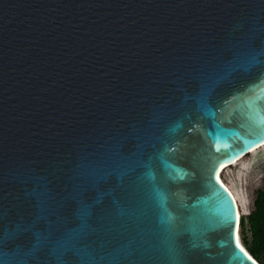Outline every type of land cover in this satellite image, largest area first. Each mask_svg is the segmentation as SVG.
Returning a JSON list of instances; mask_svg holds the SVG:
<instances>
[{
    "label": "water",
    "instance_id": "water-1",
    "mask_svg": "<svg viewBox=\"0 0 264 264\" xmlns=\"http://www.w3.org/2000/svg\"><path fill=\"white\" fill-rule=\"evenodd\" d=\"M262 80L264 0H0V264H260Z\"/></svg>",
    "mask_w": 264,
    "mask_h": 264
},
{
    "label": "rangeland",
    "instance_id": "rangeland-1",
    "mask_svg": "<svg viewBox=\"0 0 264 264\" xmlns=\"http://www.w3.org/2000/svg\"><path fill=\"white\" fill-rule=\"evenodd\" d=\"M222 177L238 199L241 214H248L257 189L264 186V146L225 168Z\"/></svg>",
    "mask_w": 264,
    "mask_h": 264
},
{
    "label": "trees",
    "instance_id": "trees-1",
    "mask_svg": "<svg viewBox=\"0 0 264 264\" xmlns=\"http://www.w3.org/2000/svg\"><path fill=\"white\" fill-rule=\"evenodd\" d=\"M240 231L245 249L257 262L264 264V186L256 191L253 209L241 214Z\"/></svg>",
    "mask_w": 264,
    "mask_h": 264
},
{
    "label": "bare ground",
    "instance_id": "bare-ground-1",
    "mask_svg": "<svg viewBox=\"0 0 264 264\" xmlns=\"http://www.w3.org/2000/svg\"><path fill=\"white\" fill-rule=\"evenodd\" d=\"M262 146H264V145H262ZM262 146H260L259 148H261ZM259 148H256V149H254V150H252V152L253 151H255V150H257V149H259ZM251 152V153H252ZM247 155H245V156H243V157H241L239 160H237V161H235L232 165H234L235 163H237L238 161H240L242 158H244V157H246ZM232 165H227V166H225V167H223L222 168V171H220L219 172V178H220V180L229 188V186L224 182V180H223V177H222V172L225 170V168H227V167H229V166H232ZM230 189V188H229ZM230 191L232 192V194L234 195V197L236 198V196H235V194L233 193V191L230 189ZM236 200H237V198H236ZM237 203H238V206H239V202H238V200H237ZM239 212H240V214H241V210H240V207H239Z\"/></svg>",
    "mask_w": 264,
    "mask_h": 264
},
{
    "label": "snow or ice",
    "instance_id": "snow-or-ice-1",
    "mask_svg": "<svg viewBox=\"0 0 264 264\" xmlns=\"http://www.w3.org/2000/svg\"><path fill=\"white\" fill-rule=\"evenodd\" d=\"M260 84H264V80L260 81ZM254 87H259V85H256ZM260 91L261 92H264V88H261ZM236 242H237V245H239L238 236L236 237ZM240 251H241L242 254L246 255V253L243 252V249L242 248L240 249ZM248 259H250V257H248Z\"/></svg>",
    "mask_w": 264,
    "mask_h": 264
}]
</instances>
